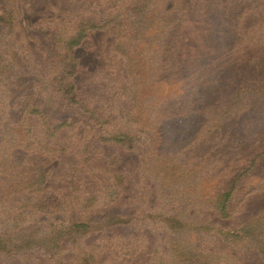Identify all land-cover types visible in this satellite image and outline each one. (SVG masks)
I'll return each mask as SVG.
<instances>
[{"label":"rangeland","instance_id":"obj_1","mask_svg":"<svg viewBox=\"0 0 264 264\" xmlns=\"http://www.w3.org/2000/svg\"><path fill=\"white\" fill-rule=\"evenodd\" d=\"M87 1L0 0V164L16 157L15 174L26 170L31 155L11 156L12 144L26 150L67 145L68 158L83 160L85 141L99 131L78 125L48 136L40 116L25 106L33 93L57 100L44 81L63 71L52 38L77 23ZM130 3L138 5L132 13ZM124 10L117 22L88 31L70 49L79 98L106 117L110 134L133 136L125 143L96 138L85 163L120 174L121 192L106 203L81 204L73 195L64 209L35 208L15 220L1 214L12 203L4 182L0 231L57 235L75 222L122 215L134 223L111 231L146 247L126 264H264V253L244 234L227 238L204 230H231L251 218L253 227L264 222V0H129ZM57 155L48 165L54 169ZM56 184L51 173L45 185ZM226 193H232L229 217L215 207ZM92 243L76 244L57 264H81ZM106 255L113 256L103 250ZM47 257L0 253V264Z\"/></svg>","mask_w":264,"mask_h":264},{"label":"trees","instance_id":"obj_2","mask_svg":"<svg viewBox=\"0 0 264 264\" xmlns=\"http://www.w3.org/2000/svg\"><path fill=\"white\" fill-rule=\"evenodd\" d=\"M89 1H87V5H84L86 7L85 13L78 18L77 23L69 29L65 28L66 26L58 29L54 32L52 38L50 47H55L57 51L61 52L59 63L62 65L57 66L63 71L58 77L45 78L44 81L57 91L56 95L58 97L55 98L57 100L51 102L41 101L39 95L33 93L25 106L29 108L28 113L40 116L41 122L47 127L48 136L55 135L63 127H71V129L77 131L78 125L93 130L94 127H100L99 131L85 141L86 151L89 155L83 160L72 161L68 158L67 155H70L71 152H69L67 145H62L58 149L54 146H41L37 149L30 148L26 150L19 143L12 144L11 156L14 157L17 153L27 151L31 155V159L27 163L28 167L19 174H15L21 166L16 157L9 164H0V192L4 182L8 183L6 191H8L7 194H11L12 200L10 205L3 207L1 214L10 215L9 217L15 220L29 216L35 208L46 211L64 209L73 195H78L76 198L82 201L81 204L83 202L85 204L90 202L106 203L113 201L121 192L124 179L120 174L106 166L87 167L85 163L91 159V154L94 151L92 142L96 138L125 143L131 142L133 136L123 131H115L110 134L103 127L106 117L98 115L94 109L79 98L72 77L76 70L77 60L70 49L79 44L87 36L88 31L113 24L112 21L117 22L118 18L127 14L124 6L129 0ZM130 5L132 7L129 9V13L138 9L137 4L130 3ZM3 20H5V17L0 16V23ZM20 121L21 118L18 122ZM57 154L60 156L59 165L54 169L53 165H48L58 156ZM51 173L54 174V179L58 184L45 185ZM80 192H82L81 195L77 194ZM231 195L232 193H226V197L216 204V211L220 216L229 217L232 215L233 211L229 209L226 202L227 199L231 198ZM134 219L130 216L113 215L102 223L75 222L63 226L57 235L49 231L44 232V230L38 235L34 231H26L22 234L20 231H0V253L16 255L27 251H37L48 257L38 259L35 264H57L63 261L64 252L91 238L93 243L81 256V264H116L121 260V263L118 264H126L129 262L127 257H132L142 248H146L145 245L141 244L144 241L129 242V238L133 237H125V235L120 234L121 232H112L111 229L130 226L134 223ZM171 220L172 218H169V222ZM255 221V218L248 219L231 230L219 229L214 225H207V229L204 230L208 231L211 236L225 235L227 238L244 234L245 239L254 242V249L257 252L264 253V222L258 223L254 227L251 226ZM247 228L245 234L244 229ZM107 231L109 234H102ZM97 242L100 244H96ZM101 243H104V246ZM249 246L253 247V245ZM103 250H110L113 256L106 255L102 257Z\"/></svg>","mask_w":264,"mask_h":264}]
</instances>
